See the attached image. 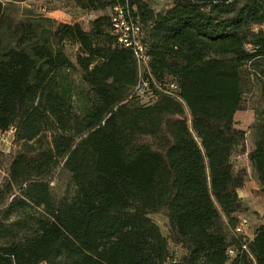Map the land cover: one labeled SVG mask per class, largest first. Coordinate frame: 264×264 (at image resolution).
Wrapping results in <instances>:
<instances>
[{
    "label": "trees",
    "instance_id": "obj_1",
    "mask_svg": "<svg viewBox=\"0 0 264 264\" xmlns=\"http://www.w3.org/2000/svg\"><path fill=\"white\" fill-rule=\"evenodd\" d=\"M57 1L101 14L40 31L0 3V134L16 145L0 148V264H264V217L237 232L240 190L264 193V0ZM115 7L145 60L118 42ZM247 95L251 147L235 120ZM245 155L253 172L234 165ZM60 169L72 196L54 193Z\"/></svg>",
    "mask_w": 264,
    "mask_h": 264
},
{
    "label": "rangeland",
    "instance_id": "obj_2",
    "mask_svg": "<svg viewBox=\"0 0 264 264\" xmlns=\"http://www.w3.org/2000/svg\"><path fill=\"white\" fill-rule=\"evenodd\" d=\"M153 3L156 8H160L165 2L163 0H149ZM2 4V17L5 18L6 22L15 23L19 20L30 21L39 26L40 31L42 30H52L53 25L47 22V18H52L56 23L60 22H80L85 29H89L91 21L94 17L100 15V12L90 14H84L78 9H63L60 8V3L57 0H0ZM110 14V11L107 12ZM9 28L5 24L4 29L0 30V47L2 45H11L13 39L8 34ZM65 50L67 54L75 60V55L77 48L75 45L66 44ZM77 78V77H76ZM141 99L143 102L147 103L152 100V95L144 93L141 94ZM246 109L238 111L235 115V120L238 128H242L248 131V146H252V138L250 134V126L255 121V112L251 107L252 104H256V97L247 95L245 97ZM8 142L12 144V150L15 148L13 140V134L8 136ZM7 143H4L6 145ZM3 145V146H4ZM234 165L247 167L251 172L252 168L249 166L246 155L242 157H235ZM251 168V169H250ZM5 170L0 169V185L5 179ZM253 178H251L246 186L241 190L242 196L245 200H249L251 205H249L250 210L248 214L244 217L248 220V227L246 228V233L251 235L254 232L255 227L259 224L264 217V193L257 190L252 183ZM53 185L55 195L60 198L61 196H72L74 193V185L71 183L70 175L61 169L54 178ZM157 223L162 227L165 232L167 219L162 215L153 216Z\"/></svg>",
    "mask_w": 264,
    "mask_h": 264
},
{
    "label": "built area",
    "instance_id": "obj_3",
    "mask_svg": "<svg viewBox=\"0 0 264 264\" xmlns=\"http://www.w3.org/2000/svg\"><path fill=\"white\" fill-rule=\"evenodd\" d=\"M133 15V12H132ZM112 22H113V27H114V33L117 36L118 42L120 44H124V46L126 47H131L134 52L136 57H138V60H145L146 57L144 56V46L142 44V40H141V27L140 25L135 21V29L137 31V35H138V43L137 44H130L129 41H127V37H126V29H125V24L124 22H122L120 20V10H118L117 7L114 8L113 13H112ZM174 88H176V86H174ZM13 130H10L8 132L5 133H1L0 134V148L1 150L3 149V151L5 153H9L10 152V148H11V143L8 142V136H11L13 134ZM4 143H7L6 145H4ZM4 145V146H3ZM241 224L239 226V228H237V232L239 233H243L246 231V228L248 227V220L247 218H242L241 219ZM229 254L230 256H235V250H229Z\"/></svg>",
    "mask_w": 264,
    "mask_h": 264
},
{
    "label": "bare ground",
    "instance_id": "obj_4",
    "mask_svg": "<svg viewBox=\"0 0 264 264\" xmlns=\"http://www.w3.org/2000/svg\"><path fill=\"white\" fill-rule=\"evenodd\" d=\"M120 10V20L124 22L125 29H126V37L127 41L130 44H137L138 43V35L135 29V23L132 20V17L129 14V11L124 7H117Z\"/></svg>",
    "mask_w": 264,
    "mask_h": 264
},
{
    "label": "crops",
    "instance_id": "obj_5",
    "mask_svg": "<svg viewBox=\"0 0 264 264\" xmlns=\"http://www.w3.org/2000/svg\"><path fill=\"white\" fill-rule=\"evenodd\" d=\"M239 157H242V156H239ZM252 183L254 184L255 188H256L257 190H259L258 185H257V183H256V181H255L254 179H253ZM240 197L242 198L243 202L246 204L245 206L250 207V206H249V205H251L250 201L244 199V197L242 196V192H241V190H240ZM260 222H261V221H260ZM260 222H259V223H260ZM254 230H255V229H254ZM252 235H253V233H252L250 236H252Z\"/></svg>",
    "mask_w": 264,
    "mask_h": 264
}]
</instances>
